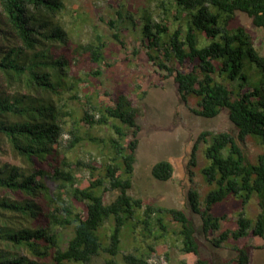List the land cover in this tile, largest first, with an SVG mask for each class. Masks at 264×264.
<instances>
[{"label":"trees","instance_id":"1","mask_svg":"<svg viewBox=\"0 0 264 264\" xmlns=\"http://www.w3.org/2000/svg\"><path fill=\"white\" fill-rule=\"evenodd\" d=\"M109 7V15L100 16L104 29H94L87 43L71 44L66 0H0V151L6 147L18 159V164L0 159V264H118L129 224L133 229L142 224L149 233L161 228L159 237L168 232L157 213L181 224V250L198 256L195 264L210 261L201 257L194 222L183 209L158 207L130 194L140 125L138 109L126 94L119 92L114 104L91 103L82 111L72 105L82 100L80 94L92 102L86 88L111 65L112 43L129 49L125 30L136 31L149 60L165 72L163 78L173 77L182 97L196 98V114L210 118L227 110L238 130L203 131L198 138L211 136L204 174L218 184L202 210L196 206L197 193L189 194L204 233L220 230L221 217L212 208L230 194L245 202L257 195L264 205V156L252 162L242 145L249 135L264 143V55L250 31L231 26L241 12L264 33V0H159V19L139 0H115ZM70 18L72 24L85 20ZM84 64L90 65L91 80L81 76ZM248 67L257 69L256 78ZM97 125L112 130L105 136L91 134ZM85 141L106 155L100 166L96 156L88 163L72 160L71 153ZM74 165L89 168L87 185H80ZM173 171L168 160L152 167L153 177L162 181ZM237 224L221 231L214 244L264 236V213L253 220L241 212ZM68 229L71 235L63 243L59 233ZM148 248L124 253L125 263L147 264L149 252L156 251ZM235 249L237 264H249L250 248Z\"/></svg>","mask_w":264,"mask_h":264},{"label":"rangeland","instance_id":"2","mask_svg":"<svg viewBox=\"0 0 264 264\" xmlns=\"http://www.w3.org/2000/svg\"><path fill=\"white\" fill-rule=\"evenodd\" d=\"M110 2L115 3V0H66L65 25L69 30L70 43H87L92 39L94 29H104L105 25L100 20V16L109 15L112 9L109 7ZM139 2L153 10L154 17L159 19L161 10L156 7L159 0H139ZM71 15L81 16L85 20L80 21L79 24H72ZM239 25L252 33L256 47L264 55L263 31L256 28L251 18L241 12L231 22V26ZM124 34L128 43V51L112 43V50H109L107 54L111 65L104 67L100 77L92 79L91 75H87L89 64H84L79 68L83 79H92V88L90 86L86 88L92 95L90 99L92 102H86L85 96L80 94L82 100H73V107L82 111V109H89L91 103L114 104L119 92L123 91L131 100L132 105L138 109L137 122L140 125L139 144L135 153V169L132 177L133 186L130 194L134 197H141L145 202L158 207L183 209L194 222L195 234L201 243V257L210 259L208 264H237L234 260L238 254L235 249L237 246L250 248L249 264H264V236L249 235L238 239L230 237L219 246L212 241L219 236L221 231L236 228L241 212L253 220H256L260 213H264V205L261 204L259 196L254 195L245 202L242 197L230 194L224 200L214 204L212 212L221 217L220 230L207 236L204 233L201 215L193 211L189 195L191 192L197 193L196 206L198 210H202L205 207L208 192L218 188V184L209 183L204 174V168L209 166L206 150L211 144V136H207V141L201 142H198V138L203 131L213 133L230 131L237 134L238 130L229 119L227 110H222L216 117L210 118L196 114L194 112L197 108L196 98L182 97L173 77H162L165 72L149 60L145 49L136 39V31L125 30ZM134 47L139 49L137 55L133 53ZM247 72L250 76L254 74L253 77L256 78V68L248 67ZM111 130L110 125H97L89 131L93 135L105 136ZM195 145H197L196 162L193 164L191 160ZM242 145L252 162H257L260 155L264 156V143L261 142L260 137L249 135ZM71 155L73 161L79 158L87 163L93 156H96L99 160L96 163L98 166L107 159L103 152L86 141ZM0 159L18 164V159L6 147L0 151ZM161 160H168L173 165V175L166 181L158 180L152 175L153 165ZM74 169L80 185H87L90 179L89 168L74 165ZM111 196V193L107 194L108 199ZM43 206L47 208L44 203ZM157 214L163 218L165 225H168V232L159 237L158 235L163 232L161 228H154L149 233L142 224L134 229L129 224L122 234V252L116 258L118 264H127L123 259L124 253L134 251L139 254L142 250L148 252V247L151 245L156 251H150L146 259L157 256L162 257L165 264H179L182 261L188 264L196 263L198 256L181 250L180 239L182 237L178 233L181 224L174 221L167 213ZM109 227L107 224L101 229L103 237L109 232ZM59 235L61 241L65 243L71 232L69 229L63 230ZM98 264L104 263L101 261Z\"/></svg>","mask_w":264,"mask_h":264},{"label":"built area","instance_id":"3","mask_svg":"<svg viewBox=\"0 0 264 264\" xmlns=\"http://www.w3.org/2000/svg\"><path fill=\"white\" fill-rule=\"evenodd\" d=\"M147 264H165V260H163L162 257L159 258V257L155 256V257L149 258L147 260Z\"/></svg>","mask_w":264,"mask_h":264}]
</instances>
